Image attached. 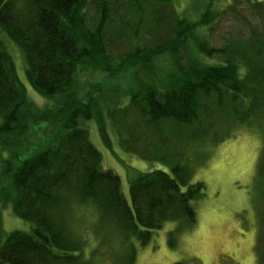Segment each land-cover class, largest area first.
Returning a JSON list of instances; mask_svg holds the SVG:
<instances>
[{
	"label": "trees",
	"instance_id": "obj_1",
	"mask_svg": "<svg viewBox=\"0 0 264 264\" xmlns=\"http://www.w3.org/2000/svg\"><path fill=\"white\" fill-rule=\"evenodd\" d=\"M174 1L130 0L119 15V0H0V32L22 53L28 85L52 101L40 111L55 127L40 151L23 160L18 156V166L10 158L27 130L24 109L31 105L7 50L13 45L0 39V151L9 155L6 173L14 166L13 191L5 196L14 215L33 224L30 233L0 238V264H134L133 240L146 246L166 223L196 224L193 203L204 196V186L191 181L186 166L174 165L172 175L160 170L130 175L129 205L119 177L101 170V154L84 127L89 122L98 132L107 120L138 134L140 122L159 128L170 121L184 124L173 132L181 140L188 125L213 116L215 108L229 112L235 126L255 125L264 136V0H246L260 25L249 23L247 37L229 38L221 47L197 33L212 32L244 0L224 8L211 0L194 22L176 12ZM194 52L219 63L205 65ZM165 55L172 69L164 74L155 60ZM82 65L109 78L132 70L136 89L105 94L97 84L80 99ZM255 183V250L258 264H264L263 151Z\"/></svg>",
	"mask_w": 264,
	"mask_h": 264
},
{
	"label": "rangeland",
	"instance_id": "obj_2",
	"mask_svg": "<svg viewBox=\"0 0 264 264\" xmlns=\"http://www.w3.org/2000/svg\"><path fill=\"white\" fill-rule=\"evenodd\" d=\"M119 1L121 5L118 13L123 15L130 0ZM210 1L175 0L174 7L179 15L194 22L199 19ZM244 1L237 3L235 10L228 13L212 32L199 31L197 34L216 47L227 44L229 38L247 37L249 23L258 27L260 20L251 13L248 3ZM232 2L233 0L211 1L214 7L220 8ZM93 12L94 9L90 7L89 18ZM5 36L4 32H0V39L6 40L7 45H13H8L7 50L14 60L18 79L25 87L27 101L31 105L24 109L27 130L20 135L14 157H10L18 166V156L23 160L40 151L53 137L55 127L46 113L41 112L47 104L50 105L51 100L43 98L28 85L23 55ZM123 49L120 45L118 50ZM194 53L195 59L205 65L219 63L216 59L203 58ZM155 61L164 74L171 71L172 63L168 55L160 56ZM97 84L103 87L105 94L113 93L116 88L121 95L127 94L129 89H136L132 70L109 78L99 68L80 66L79 98L85 97L91 86ZM214 110V115L208 119L202 120L201 116L198 122L188 125L181 140L178 139L180 134L173 132L181 126L184 128V124L178 126L170 121L160 122L159 128L140 122L136 129L138 134L125 130L119 124L113 128L107 120L102 132L97 131L93 122L85 124L92 145L101 154V170H110L119 177L122 193L129 205V176L137 175V172L160 170L172 175L171 168L180 164L189 169L193 183L200 182L204 186V196L193 203L196 224L193 227L179 228L177 223H166L161 230L154 233L151 242L146 246H140L133 240L136 251L134 264H258L255 246L259 223L256 192L259 194V191L255 179L260 153L263 151L264 154V136L255 125L235 126L229 112ZM128 120L133 126L136 125L133 116ZM194 131H199L197 137L192 134ZM130 136H137V140L134 141ZM185 141L187 142L184 143ZM8 157V153L0 151L2 240L12 231L30 233L33 228L31 222L14 215L5 196V192L13 191L11 176L14 166L10 173L5 171L7 163L4 160ZM90 212L91 210L85 212L87 223Z\"/></svg>",
	"mask_w": 264,
	"mask_h": 264
}]
</instances>
